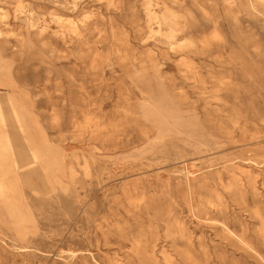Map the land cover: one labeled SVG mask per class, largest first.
<instances>
[{
  "label": "rangeland",
  "instance_id": "rangeland-1",
  "mask_svg": "<svg viewBox=\"0 0 264 264\" xmlns=\"http://www.w3.org/2000/svg\"><path fill=\"white\" fill-rule=\"evenodd\" d=\"M0 135V264H264V0H0Z\"/></svg>",
  "mask_w": 264,
  "mask_h": 264
},
{
  "label": "bare ground",
  "instance_id": "bare-ground-1",
  "mask_svg": "<svg viewBox=\"0 0 264 264\" xmlns=\"http://www.w3.org/2000/svg\"><path fill=\"white\" fill-rule=\"evenodd\" d=\"M234 7V6H233ZM147 22L148 26L151 32H154L153 25L156 26L157 31L156 32H162L163 30H167L169 34L174 35L178 32L179 27L177 23V16L174 12L171 11V9H166L165 13L158 14L154 11H152L149 6L147 7ZM4 85L7 88L12 89V92L15 93V86L11 82H5ZM16 93L14 95H10L8 97V100L10 103H12V106L14 107V110L17 111L18 106L20 109L23 110V107L21 106V98L18 97ZM16 107H15V105ZM25 132V131H24ZM25 138H27V143L29 147L30 154L35 160H40L39 156V149L37 147V143L35 141H32L28 139L27 134H25ZM5 140L4 136L0 135V203H6L4 194L7 191V177H8V171L6 169V158H7V148L3 145V141ZM57 161V163H55ZM55 162L53 161H46L42 163L41 172L43 175L48 179H54L59 177L64 171V165L61 163L58 159H56ZM63 161V160H62ZM64 162V161H63Z\"/></svg>",
  "mask_w": 264,
  "mask_h": 264
}]
</instances>
